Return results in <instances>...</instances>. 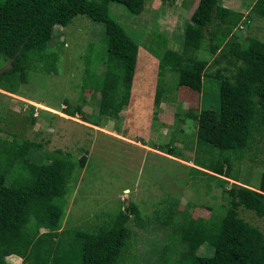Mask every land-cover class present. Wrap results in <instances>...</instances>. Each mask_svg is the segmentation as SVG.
<instances>
[{
	"label": "rangeland",
	"instance_id": "374dc122",
	"mask_svg": "<svg viewBox=\"0 0 264 264\" xmlns=\"http://www.w3.org/2000/svg\"><path fill=\"white\" fill-rule=\"evenodd\" d=\"M255 1L218 0V5L242 15L231 32L234 42L228 37L221 45L227 52H235L248 37L264 42V20L251 11ZM196 2L144 0L136 16L118 4L107 5L109 17L139 45L128 103L117 117L100 112L98 93L82 84L89 46L101 52L104 44L103 25L83 16L73 18L64 28H53L43 56L52 68L37 64L17 83L15 93L0 90L1 139L40 145L29 147L32 160L56 149L72 160L64 167L69 184L63 230L90 231L99 220H107L129 203L137 207L140 218L130 217L126 224L131 237L119 264H164L159 252L165 245L164 256L176 258L185 246L177 242L176 227H184L192 236L223 213L230 186L258 191L264 182V133L253 136L238 161L231 160L229 171L236 181L194 165L195 158L208 162L219 145L216 79L205 77L202 91L197 93L178 86L175 74L166 73L161 78L160 103L153 105L157 61L148 51L158 55L164 49L181 52L183 29ZM207 34L190 57L206 61L205 73L209 76L223 63L212 65L219 49L210 54L207 46L213 43ZM103 71L100 63L92 70L96 76ZM222 74L229 77L230 71ZM199 108L208 111V154L195 147L196 123L184 117L197 114ZM67 109L75 110V115L66 116ZM81 157L84 162L80 166ZM13 179L8 177L4 184L11 187ZM221 180L225 182L222 185ZM238 216L264 232V217L256 218L241 209ZM71 247L77 257L78 248L69 245L68 249ZM197 253L206 255L209 250L201 246ZM69 254L73 256L71 251ZM5 262L21 264L13 256L6 257Z\"/></svg>",
	"mask_w": 264,
	"mask_h": 264
},
{
	"label": "trees",
	"instance_id": "16d2710c",
	"mask_svg": "<svg viewBox=\"0 0 264 264\" xmlns=\"http://www.w3.org/2000/svg\"><path fill=\"white\" fill-rule=\"evenodd\" d=\"M109 3L136 16L144 0H0V90L15 93L17 83L37 64L52 68L43 56L53 28H64L73 18L83 16L103 25L104 44L101 52L89 46L82 84L98 93L100 112L117 117L128 103L139 45L109 17ZM251 11L264 20V0H256ZM241 18L240 13L218 5V0H197L183 29L181 52L164 49L158 55L148 51L157 61L155 106L160 103L161 78L166 73L175 74L178 86L197 93L202 91L205 77L217 80L219 145L208 162L195 158L194 165L232 181L236 178L229 171L231 160L238 161L253 136L264 133V42L248 37L235 52L221 48ZM207 31L213 43L207 50L212 55L219 49L212 65L223 63L209 76L205 73L206 61L190 57L200 48ZM230 40L234 42L232 37ZM98 63L103 65L101 76L92 72ZM227 70L230 76H222ZM75 113L64 111L68 117ZM174 116L178 118V113ZM184 117L196 123L195 147L208 154L207 109L199 108L197 114ZM31 146L40 147L33 142L19 144L0 138V264H7L5 258L10 255L20 259L21 264H119L131 237L126 224L130 217L140 218L137 207L129 203L107 220H99L90 231L63 230L64 197L69 184L64 167L72 160L59 149L44 151L32 160L28 154ZM78 162L81 166L84 158ZM10 176L14 178L12 188L4 184ZM226 194L223 213L192 236L184 227H176L177 242L185 246L173 259L164 256L167 247H162L159 259L164 264H264V232L238 216L241 209L256 218L264 217V182L258 191L232 185ZM69 245L78 248L77 257ZM201 246H206L209 253L198 254Z\"/></svg>",
	"mask_w": 264,
	"mask_h": 264
},
{
	"label": "crops",
	"instance_id": "0c3cea01",
	"mask_svg": "<svg viewBox=\"0 0 264 264\" xmlns=\"http://www.w3.org/2000/svg\"><path fill=\"white\" fill-rule=\"evenodd\" d=\"M13 257H15V256H13ZM16 258V257H15ZM18 259V258H17ZM20 260V259H19Z\"/></svg>",
	"mask_w": 264,
	"mask_h": 264
},
{
	"label": "clouds",
	"instance_id": "9594fccd",
	"mask_svg": "<svg viewBox=\"0 0 264 264\" xmlns=\"http://www.w3.org/2000/svg\"><path fill=\"white\" fill-rule=\"evenodd\" d=\"M10 256H12V255H10ZM10 256H9V257H10ZM16 258H17V257H16Z\"/></svg>",
	"mask_w": 264,
	"mask_h": 264
}]
</instances>
